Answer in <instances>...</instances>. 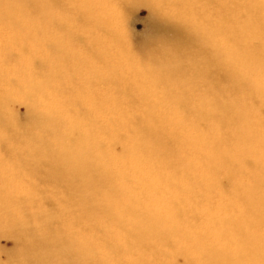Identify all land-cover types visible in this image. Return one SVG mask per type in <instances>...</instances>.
I'll list each match as a JSON object with an SVG mask.
<instances>
[{"label":"rangeland","instance_id":"obj_1","mask_svg":"<svg viewBox=\"0 0 264 264\" xmlns=\"http://www.w3.org/2000/svg\"><path fill=\"white\" fill-rule=\"evenodd\" d=\"M47 1L50 17L46 16L49 18L47 21L40 20L37 8L32 33L36 41V70L25 67L22 61L21 34L0 27V98L8 95L9 114L20 130L28 124L29 111H33V116L38 113V116L46 117L56 110L62 121L80 117L73 125L81 122V134L90 137L96 146L91 151L92 158L95 160L105 155L116 159L118 169L126 173L130 181L116 180L119 179L118 175L101 181L102 186L108 187L107 192L103 187L98 194L84 197L81 209L83 222L74 228L72 219L64 215L59 204L61 199H65L67 188L63 187V183L46 182L51 175L48 164L41 162L34 165L31 159L34 150L22 146L0 151L5 155L0 157V193L6 191V183L10 181L13 188L6 196L16 203H24L25 196L32 189L40 187L47 196L43 208L49 213H59L54 219L69 225L72 233L80 232L81 244L76 243L73 247L93 256L89 263L83 261L82 264L128 262L127 254L134 243L123 232L125 228L121 230V227L109 222L113 216L119 217L124 226L138 219L143 229L148 227L152 230L151 226H154L161 232L163 226L171 230L168 236L171 245L174 244V250L181 248L183 251L179 255L178 252L172 253L169 264H196L195 258L203 256L205 251L221 249L222 244L231 243L232 239L223 240L215 235L227 228L225 220L237 216L248 207L246 199L243 196L239 199L236 194H243L254 185L256 165L261 166L258 160L264 152V111H259L257 105L262 100L258 91L264 89L263 73L240 65L234 67L236 73L247 82L243 87L230 85L220 78L208 80L207 74L197 81L189 76V80H182L185 72L191 75L207 60V50L202 46L196 54V49L191 51L188 47L189 51L177 54L181 57L177 63L176 54L163 58L162 46L165 44L162 45L161 40L162 43L173 44L180 41L188 46L192 38L185 28H175L169 21L164 22L165 19H162V25L157 22L158 16L142 7L150 0H94L106 5H102L104 10L118 14L113 22H109L111 18L101 15L100 28L87 20L86 6L92 0ZM169 1L168 12L175 10L179 0ZM180 1L188 10L186 14L200 3L202 10L194 14V20L203 23L204 27L206 0ZM236 3L237 0H233V4L238 6L233 9L235 13L244 9L254 10L251 4L246 5V0ZM186 21L189 18L186 17ZM111 23L115 28V41L121 44L125 54L137 53L135 59L131 60L129 55L128 58L125 55L118 57V48L112 49L117 59H111L113 54L109 53L108 47H104V43H109L110 36L104 30L111 28ZM21 26L23 24H19ZM98 38L103 48L98 46ZM198 38L202 41L199 35ZM253 52L264 59V47H258ZM42 53L46 56L50 54L49 78L45 72L41 74L38 66L40 58L46 59V56L40 55ZM163 60L175 67L172 74L156 72ZM177 69L183 71L182 74ZM115 73L122 75V80H133L131 83L138 88L129 90L123 84L119 86L116 81L120 78ZM30 77H34V81ZM27 80L34 82L28 87L34 90L35 96L32 93L27 97L18 94L25 91L22 83ZM177 82H180L179 87L174 86ZM168 84L173 86L164 91L162 88ZM162 90L171 99H165ZM251 90L254 91L252 96ZM113 100L117 103L116 109L112 106ZM212 110L221 111L222 115L216 120L204 115ZM108 114H111V120L103 116ZM88 115L95 117L93 121L89 117V120L83 119ZM144 121H148L152 128L164 129L171 134L179 154L177 159L165 165L152 160L151 163L135 166L132 163L135 158L130 150L125 156L121 154V147L130 148V144L136 141L134 128L137 123L143 125ZM41 136L46 134L38 137ZM198 137L217 140L233 138L227 146L221 147L228 160L237 162L234 179L227 188L224 184L228 182L225 181L208 185L207 152L196 144L191 146L186 143H195ZM106 168L108 165H104L102 170ZM17 169L21 170L22 175L11 177L10 172ZM139 174L144 176V181L138 180ZM142 186H146L143 191L137 190ZM4 196L0 194V200ZM22 208L8 210L0 204V264L10 263L15 244L5 229L19 228ZM26 212L30 211L26 209ZM65 235L68 237L67 233ZM214 237L217 240L215 243L212 242ZM98 245L101 250L97 251L95 257L92 249ZM184 251L185 255H182ZM163 260L159 257L156 263L162 264Z\"/></svg>","mask_w":264,"mask_h":264},{"label":"bare ground","instance_id":"obj_2","mask_svg":"<svg viewBox=\"0 0 264 264\" xmlns=\"http://www.w3.org/2000/svg\"><path fill=\"white\" fill-rule=\"evenodd\" d=\"M38 1L39 4L37 0H0V27L9 28L17 35L21 34L19 36L20 39H23V44L20 55L25 67L33 70H36L37 61L36 41L32 37L37 8L40 20L47 21L49 18L46 16L49 15L50 17L48 1ZM167 2L171 5L169 0ZM238 2L239 0H237ZM246 3L249 6L251 4L254 10L247 11L244 9L242 12L235 13L233 9L238 6L233 4V0H206L207 12L205 14L207 18L204 20L206 22L204 27L203 23L194 20V14H198L202 10L200 3H198V6H194L189 14H186L188 10L184 7L183 1L180 0L175 6V10L170 12L166 10V16L162 17L156 14L159 18L156 21L161 25L162 19H165L164 22L169 21L175 25L173 26L175 28H185L192 38L191 44L188 46L183 45L180 41H175L173 44L170 42L162 43L161 40L160 43L165 44V46H162L164 47L162 49L163 58L166 55L174 56L176 54L174 57L177 63L178 60L181 61V57L177 54L189 51L188 47L191 48V51L196 49V54L199 53L198 50L202 49V46L207 50V60L196 68L191 75L185 72L186 74L184 73L181 77L182 80H189L187 79L189 76L193 81H197V79H203L207 74L206 78L208 80L220 78L229 82L230 85L243 87L247 82L236 73L234 67L238 65L250 71L259 70L264 76V59L253 52L258 47H264V0H246ZM102 5H104L102 2L92 0L86 6L87 20L93 22L97 28L101 27L99 25L102 20L101 15L111 18L112 21L109 22H113L118 15L117 12L104 10ZM186 17L189 18V21H186ZM19 24H23V26L19 27ZM110 27L102 30L110 35L108 38L109 43H104V47H108L110 49L109 53L113 54L111 59H117L116 53H120L118 57L125 55L128 58L129 55L131 60L135 59L137 53L125 54L121 44L117 43L113 37L115 28H112V23ZM198 35L204 43L198 38ZM198 39L199 42L197 43L196 40ZM98 46L103 48L101 39H99ZM116 48L119 49V52L115 53L112 49ZM171 50L175 53L173 54ZM191 51L187 53H191ZM40 55L46 56L43 53ZM39 61L38 66L41 74L45 72L48 76L49 69H51L49 65L50 54L46 56V59L40 58ZM174 68L167 60H163L162 64H159L155 70L157 73L163 71L169 75L172 74ZM178 69L180 70L179 67ZM182 72L179 71L178 73L182 74ZM115 74L120 78L116 81L119 86L123 84V87L129 90L138 88L135 83H131L133 80L129 78L122 80V75ZM30 78L34 81V77ZM33 81L27 80V82L22 83V88L25 91L18 94L24 97L33 94L34 90L28 87L34 84ZM170 86L173 85L168 84L162 89L167 91ZM174 86L179 87L180 82H177ZM214 88L216 87L214 86ZM258 93L262 100L258 103L257 108L259 111H264V89L259 90ZM163 95L166 97L165 99H171L167 98L168 94L166 92H163ZM250 95H254L253 90H251ZM7 99L8 95L6 94L0 98V141H2L0 151L22 148V146L29 147L34 150V156H31L34 165L41 162L48 164L51 175L46 182L54 183L56 181L63 183V187L67 188V192H64L65 199H61L59 204L64 215L72 219V227L75 228L83 222L81 209H83L84 197L98 194L103 187L107 192L108 187L102 186L101 181L112 179L113 175L119 176V179L116 180L130 181L129 176L118 169L116 159L105 155H101L95 160L92 158L91 151L96 146L92 144L90 137L81 134L79 128L81 122L78 125H73L80 117H72L67 121H62L56 110H52L46 117L38 116V113H34L33 116V111L32 113L29 111L28 124L21 127L20 130L11 114H9V105L7 104L9 99L8 101ZM176 102L181 104L179 100H176ZM112 106L116 109L117 103L114 101ZM204 115L216 120L222 115V112L212 110ZM103 116L109 120L112 119L111 114ZM88 117L92 118V121L95 118L88 115L83 119L89 120ZM124 123L123 121L122 124ZM41 134H46V136L38 137ZM134 137L136 141L130 144V148L121 147V154L125 156L130 150L135 158V160H132L135 166L151 163L152 160H156V163L160 165H165L179 157L176 151L177 146L174 144L171 134L164 129L152 128L148 121H144L143 125L136 124ZM232 139V137L224 140L198 137L195 143L186 142L191 146L196 144L207 152L208 185H215L213 182L216 181L228 182L224 184L227 185L225 188L231 185L236 173L237 162L228 160L224 156L221 147L227 146ZM3 156L5 155L0 153V157ZM258 161L261 166L256 165L254 185L248 188L245 193L236 194L237 198L241 199V196H243L246 199L248 207L243 209L237 216L225 220L227 228L221 229L215 235L223 240L230 238L232 242L226 245L222 244L221 249L205 251L203 256L195 258L196 264H264V195L262 194L264 192V170H260L264 168V152L262 158ZM104 165H108L105 171L102 170ZM20 171V169L12 170L10 176L17 178L22 175ZM258 173L260 174L258 175ZM218 175L222 177L219 178ZM137 178L140 181L145 179L142 174H139ZM6 185V191L0 193L5 195L0 200V204L8 210H17L23 207V212L19 214L21 218L20 225L17 226L19 228L5 229L15 244V250L10 256L9 264H51V262H53L52 264H82L83 261L89 263L93 259V256L89 253L85 255L82 252L83 249L73 247L76 243L81 244L80 232L72 233L69 225L62 224L54 219L55 216L60 215L59 213H49L48 210L43 208L44 204L47 203V196L44 195L40 187L32 189L25 196L24 203H16L6 196L10 191L9 189L13 188V183L9 181ZM143 187L146 186L139 187L137 190L143 191ZM26 209L30 212L27 213ZM53 220L54 222H52ZM109 222L116 225V227H121V230L125 228L123 232L134 243V246L128 251V262L126 264H157L156 260L159 257L164 259L162 264H169L168 260L172 259V253L177 254L178 252L177 255H179L183 251L181 248L174 250V244L171 245V238L168 237L172 232L166 227L162 226L161 232L156 230L154 226H151L152 230L148 227L143 229L138 219H134L128 226H124L121 219L116 216H113V220ZM37 225L41 228L37 229ZM66 233L68 237L65 235ZM154 234H158V236ZM215 240L216 237L212 239V242L215 243L217 241ZM70 243L73 244L70 245ZM100 250V245L92 249L95 257L97 251ZM181 254L185 255V251ZM97 264H99V261Z\"/></svg>","mask_w":264,"mask_h":264},{"label":"snow or ice","instance_id":"obj_3","mask_svg":"<svg viewBox=\"0 0 264 264\" xmlns=\"http://www.w3.org/2000/svg\"><path fill=\"white\" fill-rule=\"evenodd\" d=\"M142 7H146L154 14L164 17L167 14L166 10L169 7V4L167 0H150L148 4L142 5Z\"/></svg>","mask_w":264,"mask_h":264}]
</instances>
